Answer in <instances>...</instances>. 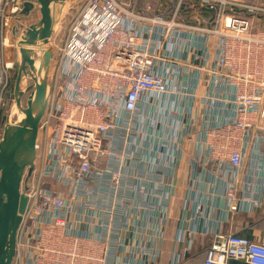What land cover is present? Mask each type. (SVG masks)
Segmentation results:
<instances>
[{"label":"built area","instance_id":"2783aa9c","mask_svg":"<svg viewBox=\"0 0 264 264\" xmlns=\"http://www.w3.org/2000/svg\"><path fill=\"white\" fill-rule=\"evenodd\" d=\"M24 3L0 0V140L18 40L38 14ZM48 83L12 264L156 263L162 233L137 229L175 199L188 139L201 137L195 171L222 177L241 209L229 178L264 143V0H68ZM181 230L169 264H264V239L235 231L206 232L197 263Z\"/></svg>","mask_w":264,"mask_h":264},{"label":"water","instance_id":"95a60500","mask_svg":"<svg viewBox=\"0 0 264 264\" xmlns=\"http://www.w3.org/2000/svg\"><path fill=\"white\" fill-rule=\"evenodd\" d=\"M68 0H25L22 15L37 8L38 17L18 40V71L14 86L16 120L7 121L0 140V264H12L17 234L28 205L21 190L36 159L39 124L50 95L48 83L52 42ZM32 84L22 89L23 81ZM27 95L26 101H23Z\"/></svg>","mask_w":264,"mask_h":264},{"label":"crops","instance_id":"0c3cea01","mask_svg":"<svg viewBox=\"0 0 264 264\" xmlns=\"http://www.w3.org/2000/svg\"><path fill=\"white\" fill-rule=\"evenodd\" d=\"M200 144L199 136H193L186 143L187 151L182 157L178 173L181 184L175 199L168 205V211L156 220L157 223H148L147 227L142 225L137 229V239L140 233H162V238H158L159 241L162 239L161 258L153 264H169L175 253L186 245L185 242H179L181 229L192 232L194 242L189 255L197 263L205 259L206 248L210 243V237L206 234L208 231H235L251 239H264V203L255 204L264 197V157L258 155L259 151L260 154L264 152V143L255 145L253 149L250 147L244 155V166L229 178V182H234L238 188L236 204L241 207L238 212L229 210L227 182L222 177L211 175L205 169L197 168L195 171L191 156L197 152ZM244 194L250 196V201L242 200ZM229 264L247 263L230 260Z\"/></svg>","mask_w":264,"mask_h":264},{"label":"rangeland","instance_id":"374dc122","mask_svg":"<svg viewBox=\"0 0 264 264\" xmlns=\"http://www.w3.org/2000/svg\"><path fill=\"white\" fill-rule=\"evenodd\" d=\"M38 17V14H36ZM35 16V14H34ZM14 48H11V50H13ZM16 72V71H15ZM17 78V77H16ZM16 81V79H15ZM15 81L13 80V83H14V86H15ZM32 84V81L30 79H27L25 81L22 82L21 84V87L22 89H26L27 87H29L30 85ZM14 86H13V89H9V92L7 93V98L10 99L11 97H13L14 99ZM13 92V94H12ZM26 98H27V95H24V98H23V101L25 102L26 101ZM12 103V106H13V110H14V115H13V119L12 120H16L18 118V113H16V107H15V100L11 101L10 104ZM9 104V105H10ZM14 104V105H13Z\"/></svg>","mask_w":264,"mask_h":264},{"label":"trees","instance_id":"16d2710c","mask_svg":"<svg viewBox=\"0 0 264 264\" xmlns=\"http://www.w3.org/2000/svg\"><path fill=\"white\" fill-rule=\"evenodd\" d=\"M16 71V72H15ZM17 71H18V65L15 66V69L13 70V73H12V83L9 87V89H13V86H14V83H13V80L15 81L16 77H17ZM9 89H8V92H9ZM7 92V93H8ZM13 94V92H12Z\"/></svg>","mask_w":264,"mask_h":264}]
</instances>
